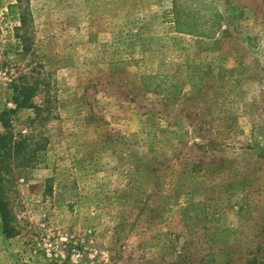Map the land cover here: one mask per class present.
<instances>
[{"label": "rangeland", "instance_id": "rangeland-1", "mask_svg": "<svg viewBox=\"0 0 264 264\" xmlns=\"http://www.w3.org/2000/svg\"><path fill=\"white\" fill-rule=\"evenodd\" d=\"M0 116V264H264V0H0Z\"/></svg>", "mask_w": 264, "mask_h": 264}, {"label": "trees", "instance_id": "trees-1", "mask_svg": "<svg viewBox=\"0 0 264 264\" xmlns=\"http://www.w3.org/2000/svg\"><path fill=\"white\" fill-rule=\"evenodd\" d=\"M14 5L11 4L10 8ZM177 3L174 2V10L176 16L173 18V23L175 24V30L178 33L182 34H190V35H200V36H208L213 37L216 35L220 28V21H221V14L220 12H211L210 18L217 17L218 20L215 24H207L209 28L207 31L202 30V26L200 25L201 17L204 18L205 15L198 14V17H194L191 14H183L177 7ZM194 18V19H193ZM206 20V18H204ZM204 25V24H203ZM171 76H164V75H151V76H143L144 85L148 88L149 82H153L154 80H158L155 88H148L150 91L159 93L165 92L168 88H171L169 91L172 93L171 95L175 96L176 86L175 84L169 80ZM168 83V85H166ZM34 90H28L27 96L25 98L24 103H27L29 97L34 94ZM26 105V104H23ZM33 107V106H32ZM2 118V116H0ZM3 120V118H2ZM28 141L27 139H17L14 137L13 134L10 133H0V213L2 216V221L4 222V232L7 235H12V232L9 228V219H10V212L8 209L7 202L3 200V193L5 190V181H6V169L12 170L14 166H26L29 161L28 153L26 151V145ZM264 149V148H263ZM24 157V158H20Z\"/></svg>", "mask_w": 264, "mask_h": 264}]
</instances>
